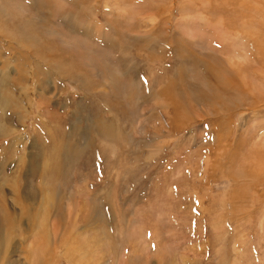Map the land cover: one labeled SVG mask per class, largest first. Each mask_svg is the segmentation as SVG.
<instances>
[{
	"label": "rangeland",
	"instance_id": "1",
	"mask_svg": "<svg viewBox=\"0 0 264 264\" xmlns=\"http://www.w3.org/2000/svg\"><path fill=\"white\" fill-rule=\"evenodd\" d=\"M0 258L264 264V0H0Z\"/></svg>",
	"mask_w": 264,
	"mask_h": 264
},
{
	"label": "bare ground",
	"instance_id": "2",
	"mask_svg": "<svg viewBox=\"0 0 264 264\" xmlns=\"http://www.w3.org/2000/svg\"><path fill=\"white\" fill-rule=\"evenodd\" d=\"M115 2V1H114ZM106 32H108V31H106ZM108 34V33H107ZM109 35V34H108ZM1 236H2V241H4V243H8L9 242V237H8V235H7V233H5V234H1ZM6 246V245H5ZM31 246V245H30ZM36 251V250H35ZM2 257V256H1ZM0 259H2V258H0Z\"/></svg>",
	"mask_w": 264,
	"mask_h": 264
}]
</instances>
